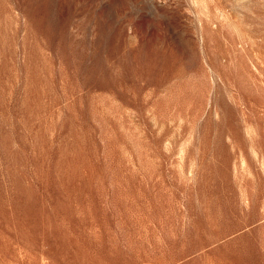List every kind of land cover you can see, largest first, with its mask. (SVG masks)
<instances>
[{"label":"rangeland","instance_id":"374dc122","mask_svg":"<svg viewBox=\"0 0 264 264\" xmlns=\"http://www.w3.org/2000/svg\"><path fill=\"white\" fill-rule=\"evenodd\" d=\"M0 264H264V0H0Z\"/></svg>","mask_w":264,"mask_h":264}]
</instances>
